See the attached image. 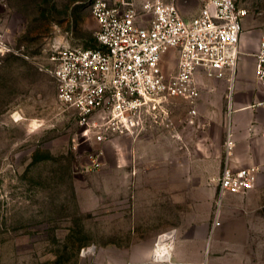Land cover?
Returning <instances> with one entry per match:
<instances>
[{
	"label": "rangeland",
	"instance_id": "obj_1",
	"mask_svg": "<svg viewBox=\"0 0 264 264\" xmlns=\"http://www.w3.org/2000/svg\"><path fill=\"white\" fill-rule=\"evenodd\" d=\"M176 1L186 18L194 16L203 3ZM237 1L248 9L244 31L252 49L264 36V0ZM98 28L91 0H0V34L11 48L0 54V264H102L113 260L119 264L124 258L97 250L107 231L117 228L120 234L122 227L103 222V202L120 179L113 169H131L136 175V169L160 168L162 164L145 161L133 146L130 158L120 163L116 139L81 142L77 113L60 101L58 83L48 70L55 66L52 57L58 47L96 46ZM174 65L170 63V71ZM254 70L251 56L248 72ZM204 87L211 88L201 82V89ZM217 88L223 90L225 111H219L216 119L198 106L195 122L190 123L189 105L179 98L169 102L171 116L183 124L180 135H169L189 153V159L198 132L204 140L210 125L218 123L216 136L224 127L222 149L218 144L204 154L203 143L201 147L202 160L217 172L213 178L216 185L226 160L230 94L234 91L230 82L226 93L223 86ZM221 98L217 96L218 103ZM172 130L153 124L137 141L153 136L159 146ZM99 151L103 152L101 165L91 169V155ZM149 151L145 148L140 153ZM247 207L260 222L264 217V188L255 199L247 200ZM217 209L218 205L213 218ZM256 221L250 222V227L262 225ZM177 226L187 229L191 225ZM127 227L123 225V230Z\"/></svg>",
	"mask_w": 264,
	"mask_h": 264
},
{
	"label": "built area",
	"instance_id": "obj_2",
	"mask_svg": "<svg viewBox=\"0 0 264 264\" xmlns=\"http://www.w3.org/2000/svg\"><path fill=\"white\" fill-rule=\"evenodd\" d=\"M98 23L97 45L58 47L48 69L59 87L60 101L75 109L81 142L137 138L153 124L174 129L169 102L182 98L190 105V123L198 114L200 75L234 78L248 9L237 0H203L186 18L176 0H91ZM11 51L0 34V54ZM171 54V59L168 58ZM174 62V69L169 65ZM257 77L264 83V36L256 55ZM264 105V100L260 102ZM232 134L226 140V160L218 179L219 205L227 194L245 193L258 182L259 166L234 167ZM99 151L90 168L101 165ZM160 235L153 257L170 258ZM171 248L172 241L166 243ZM161 250L160 252H157Z\"/></svg>",
	"mask_w": 264,
	"mask_h": 264
},
{
	"label": "crops",
	"instance_id": "obj_3",
	"mask_svg": "<svg viewBox=\"0 0 264 264\" xmlns=\"http://www.w3.org/2000/svg\"><path fill=\"white\" fill-rule=\"evenodd\" d=\"M246 37L244 31L233 80L229 76L224 79L199 76L200 84H208L211 88L201 89L197 110L199 106L216 119L219 111H225L223 90L217 87L223 86L226 93L231 83L234 91L230 94V132L235 146L230 163L234 167L259 166L257 185L245 193L225 195L219 205L220 224L216 225L217 212L213 218V211L218 205V183L216 185L213 178L217 172L206 166V159L202 160L201 147L203 143L204 154L216 149L218 144L222 149L224 127L221 135L216 136L214 128H219L218 123L210 125L204 140L198 132L193 139L190 159L189 153L169 135L181 134L183 124L177 121L176 127L167 131L168 135L159 146L153 136L146 141H137L139 136L117 137L114 146L120 163L130 158L133 146L139 157L151 164L160 161L162 166L136 169V175L131 169H113L120 179L119 184L114 185L112 195L103 202V222L121 224L122 227L120 234L117 228L107 231L103 242L100 239L97 244L98 252L122 255L124 258L119 264H264V217L261 216L259 222L248 212V207L245 209L247 200L255 199L264 188V105L260 104L264 100V83L256 73L259 45L250 49ZM251 56H254L255 70L248 72ZM218 95L222 97L221 103H218ZM169 107L172 108L170 104ZM145 148L150 151L140 153ZM210 158L208 164L212 162ZM255 220L262 225L250 227V222ZM125 224L128 227L123 230ZM185 224L191 226L182 227V230L177 226ZM163 234L170 235L169 241L172 239L167 260L153 257L155 242ZM102 264L117 263L113 260V263Z\"/></svg>",
	"mask_w": 264,
	"mask_h": 264
},
{
	"label": "bare ground",
	"instance_id": "obj_4",
	"mask_svg": "<svg viewBox=\"0 0 264 264\" xmlns=\"http://www.w3.org/2000/svg\"><path fill=\"white\" fill-rule=\"evenodd\" d=\"M169 239H170V235H166L165 234V237L163 238V249L164 250H168V251H170V249L169 248H167V245H166V243L169 241ZM161 250H158L157 252H160ZM170 253V252H169Z\"/></svg>",
	"mask_w": 264,
	"mask_h": 264
}]
</instances>
